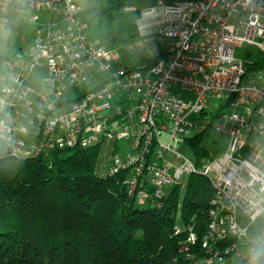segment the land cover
Listing matches in <instances>:
<instances>
[{"label":"built area","instance_id":"1","mask_svg":"<svg viewBox=\"0 0 264 264\" xmlns=\"http://www.w3.org/2000/svg\"><path fill=\"white\" fill-rule=\"evenodd\" d=\"M83 1L0 0L2 36L26 24L34 30L32 44L0 56V139L8 154L51 165L58 151L94 149L97 173L122 174L141 204L160 203L191 174L205 175L214 187L201 242L206 253L189 257L193 264H248L252 241L264 235V0L126 7L139 10L138 34L169 41L145 67L115 64V48L91 37ZM244 43L261 53L237 59L235 48ZM182 91L193 92V101ZM208 127L230 137L221 158H190L172 148L174 139L190 146L187 137ZM121 140L130 148L124 155ZM181 229L177 224L175 234ZM195 239L191 232L188 240Z\"/></svg>","mask_w":264,"mask_h":264},{"label":"trees","instance_id":"2","mask_svg":"<svg viewBox=\"0 0 264 264\" xmlns=\"http://www.w3.org/2000/svg\"><path fill=\"white\" fill-rule=\"evenodd\" d=\"M157 1L109 0L99 15L107 36H137L139 10L126 7ZM202 140V132L187 137L196 156L208 157ZM52 160L11 156L0 139V264H193L189 255H205L201 242L214 195L207 176L193 173L184 189L175 186L160 203L141 204L122 174L97 173L94 149L58 151ZM177 224L182 229L175 234Z\"/></svg>","mask_w":264,"mask_h":264},{"label":"rangeland","instance_id":"3","mask_svg":"<svg viewBox=\"0 0 264 264\" xmlns=\"http://www.w3.org/2000/svg\"><path fill=\"white\" fill-rule=\"evenodd\" d=\"M46 18V15H44L41 19L44 20ZM135 19H134V23H135ZM98 22L95 21L93 22L94 24H97ZM136 26V24H135ZM136 37V36H135ZM142 35L138 34L136 38L130 37L128 38V40L126 42H115L114 39L111 38H107L105 36L99 38L96 42L99 44H102L106 47H111V48H115V50L118 53V59L115 62V64L117 66H119V64L123 63V64H132V63H141L140 60H142L144 57L143 54H146V50L144 49H139L141 44L140 41L143 40ZM23 40H27L23 41ZM34 40V30H33V25L32 24H26L24 27L23 31H15L13 33L12 36L10 35H6V36H0V56L2 54H4V56L6 58H12L15 54V50L20 47V46H24V47H28L30 44H32ZM158 40V39H157ZM162 41L161 45L165 48H168L169 45V41L167 39L165 40H159ZM7 44V45H6ZM6 45V46H4ZM261 53L260 49L254 45V44H250V43H244L242 45H239L235 48V57L237 59H241L244 61L249 60L250 58H255L257 57L259 54ZM151 58H149L148 60H150ZM29 82H32L31 79H29ZM95 83V79L92 80V84L84 86V88H82L79 92H77L76 94H80L83 91L86 90V88H90L91 86H93V84ZM183 94L191 101H193L195 94L191 91H182ZM225 110H229L228 107L225 108ZM201 125H202V121H201ZM196 130H194L189 136H193L196 135ZM203 133V140H202V145L208 149V151L210 152L209 156L211 159H218L221 158L224 153L226 152V150L228 149V144L230 141V137L227 134H222L217 132L213 127H208L207 129L202 131ZM162 139L165 143H168L170 141V136L169 134H164L162 136ZM260 143H264V139H260L259 140ZM120 146H121V150L120 153L124 155V153L129 152L130 148L128 146V141L127 140H121L120 141ZM171 146L173 149L181 152L182 154L190 157V158H194L195 154L193 152V150L191 149L190 146H188L184 141L182 140H173L171 142ZM187 177H184V180H186ZM184 195V191H181V195H180V200L182 199ZM261 223H263L264 221L261 220L259 221Z\"/></svg>","mask_w":264,"mask_h":264},{"label":"crops","instance_id":"4","mask_svg":"<svg viewBox=\"0 0 264 264\" xmlns=\"http://www.w3.org/2000/svg\"><path fill=\"white\" fill-rule=\"evenodd\" d=\"M109 7V0H84L83 6L80 10V15L91 20V28H90V35L97 41L99 38L105 36L107 38H111L115 40V42H126L128 38L125 34L116 33L112 36H107V22L101 21L99 19V15L105 11ZM97 21V24L93 25V22ZM137 37V36H136ZM136 37H132L136 38ZM162 41L157 40L154 37H143V40L140 41V48L146 50V54H143L144 57L141 63H132V64H119V66H134V67H145L150 65L155 58H157L164 50L167 48L161 45ZM119 57V56H118ZM118 57L116 58L115 62L117 61ZM151 58L150 60H148Z\"/></svg>","mask_w":264,"mask_h":264},{"label":"clouds","instance_id":"5","mask_svg":"<svg viewBox=\"0 0 264 264\" xmlns=\"http://www.w3.org/2000/svg\"><path fill=\"white\" fill-rule=\"evenodd\" d=\"M3 34V29L0 28V36ZM3 104L0 102V107ZM0 123V128H2ZM248 264H264V235H261L252 241L248 250Z\"/></svg>","mask_w":264,"mask_h":264}]
</instances>
